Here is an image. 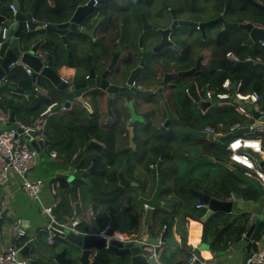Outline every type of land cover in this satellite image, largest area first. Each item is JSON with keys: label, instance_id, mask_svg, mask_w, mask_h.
<instances>
[{"label": "flooded vegetation", "instance_id": "af4514ba", "mask_svg": "<svg viewBox=\"0 0 264 264\" xmlns=\"http://www.w3.org/2000/svg\"><path fill=\"white\" fill-rule=\"evenodd\" d=\"M88 1L39 0L37 5H42L48 13L50 7L58 10L63 8L74 10L75 2L78 5H86ZM238 1L233 0L235 10L240 8ZM11 2V0H0V8ZM20 2L22 4L23 1ZM226 10V4L221 0H92L89 8L85 10L88 13L81 18V26L86 29L89 37L79 34L78 31L67 32L64 36L68 48H65L60 39L59 42L52 39L44 42L53 51L55 48L66 51L68 55L66 60L74 63L72 68H67L68 74L76 73L75 70L81 67V72L78 74L80 82L91 80V76H104L107 82L108 93L95 88L86 89L72 100L85 101L91 112L98 107L97 101L104 102L101 104L102 108L105 106L101 118L96 120L91 112L78 104L76 113H80L79 118H71L69 115L73 112H68L69 118L63 122L64 127L59 129L63 133H69L68 140L63 137L55 138L65 140L63 144L66 150L63 151L60 144L55 145V148L58 151L57 159L68 158L69 151L77 144L78 140L70 141L74 137L72 135L74 131L65 124L72 119L76 120L77 131L84 135V141L85 136L95 139L91 138V135L111 141V147H107L103 142L95 139L109 149V154L94 152L96 156L101 157L102 163L107 168L100 186H104L103 190L107 194L99 196L100 200L121 202L117 207L111 206L109 209L111 215L116 208V213L132 214L131 211H126L129 209V204L123 199L124 196L131 194V190L121 188L117 178L123 160L127 161L124 174L128 178L132 177L129 158L134 156L140 162L139 176H135L140 185L147 177L156 175L158 162L164 168L168 162L172 164L178 161L172 147L176 146L179 134L188 135L184 133V128L188 126L179 124L178 106L183 109V102L191 101L188 93L193 85L192 79L210 63L211 37L215 39L217 35L223 33L222 19H228ZM212 20H214V29L211 34V27L205 24ZM84 51L91 55L90 64L79 60ZM85 58L87 59V55ZM70 77V75L63 76L66 83L71 81ZM182 88L184 92H181ZM43 93L44 90H40L39 94L43 95ZM61 96L62 93L54 106H59L67 100L65 96ZM106 101H132V113L130 108L124 106L118 108L112 103L111 115H109ZM189 107L186 110H189ZM51 113L52 111L50 115ZM131 134L134 150L130 147ZM166 138H169L170 150L159 148L158 155L155 156L150 151L152 141L158 140L159 143L163 142L161 139ZM85 145H87L86 141ZM84 146L78 148L69 157L67 161L69 167L80 169L79 165L86 158V153L92 151L87 148L83 151ZM191 149L184 156L191 154ZM152 155L155 157L154 162H151ZM113 168L116 172L111 178L110 173ZM60 176L63 175H57L59 181ZM96 177H98L97 172L92 174L90 179L93 185L99 186L94 182ZM79 183L83 182L79 181ZM141 209H144L142 205ZM79 231L83 232L82 229ZM46 250V253H62L61 258L65 264H80L77 259L83 251L60 238L48 242ZM46 253L33 252L30 258L36 259L38 264L39 262L55 264ZM106 255L105 249L92 251L89 254L88 264H120L119 260H114V257L108 260Z\"/></svg>", "mask_w": 264, "mask_h": 264}, {"label": "water", "instance_id": "95a60500", "mask_svg": "<svg viewBox=\"0 0 264 264\" xmlns=\"http://www.w3.org/2000/svg\"><path fill=\"white\" fill-rule=\"evenodd\" d=\"M11 1L15 12L11 11L9 14L0 12V33L2 29L6 30L5 38H0V88L8 87L13 92L11 99L17 102V105L13 106L11 104L13 101H6L9 107V128L18 133H22V129L17 125L16 114L17 112L19 114L20 108L28 106L27 101L23 99L24 96L31 99V103L33 104H35L39 98L53 100L51 103V105H53L51 109L52 113L49 117L53 115L51 120L56 121L55 127L63 124V122L69 118L67 117L68 112H73L69 115L71 118H79L80 113H76L78 112V104L84 109H87L88 112H91L89 105L85 101L72 100L77 98L86 89L95 88L104 93H108L109 90L104 76H91V80L80 82L78 80L79 70H75L76 73H67V68H72L71 66L74 64L73 62L62 60L58 57L54 61V64L49 62L45 63L39 55V48L48 39L55 41H59L60 39L61 43L65 45V48H68L65 43L66 40L64 36L67 32L78 31L79 34L89 37L86 33V29H83V26H81V18L82 16H86L88 13L87 11L85 12V10H87V7L89 8L92 0H89L86 5H78L75 2L74 10H70L68 8L58 10L53 8L55 9V13H50L52 16L50 22H44L43 20L35 18L36 13L41 14L44 18L47 14L46 9L42 5H37L39 0H30L31 3L29 2L27 8L24 7V4H21L20 0ZM248 1L257 9L264 12L263 4L257 2L256 0ZM222 22L223 32L226 27H239L244 30L247 33V39L244 41V44L253 45L258 41L264 40V22L259 23L258 25L251 21L239 23L228 19H222ZM205 25L214 27V20L206 23ZM211 29L213 32L214 28ZM90 59L91 55H87L88 64H90ZM112 64L113 63H111L110 66H112ZM235 66H255L258 69L264 70L263 62L253 61L251 59L236 61ZM24 68L30 69L31 73L29 75L23 74ZM64 68L65 70H63V74H60L58 69L62 70ZM65 73H67V76L70 75V78H72L68 83H66L63 78ZM40 90H44L43 95L39 94ZM60 93H62V96H65L67 100L59 106H54V104H56V102L60 99ZM199 99V96L196 97V101L199 103L202 110H208L214 106V103H216V99H213L212 102L207 100L201 101ZM106 102V108L109 115H111L112 103L118 108H122V106L127 109L130 108L132 113V101ZM234 102L238 104L241 103L235 99ZM97 105L98 107H96V109L91 113L96 120H99L101 118L103 108L100 107L101 103H98V101ZM252 114L256 119L260 116L259 113L255 111H253ZM97 124H99V122H97ZM262 124L264 125V123L256 121L254 126H260ZM49 131L48 134L45 131L43 134L38 131H32L28 134L22 135L24 142L30 147V149L36 152V161L41 160L42 162H47L48 159L43 155L45 147L51 148L54 145L63 144L65 141L64 139H55L50 137L55 133V129L52 128L49 129ZM246 131H248L247 127L235 130L233 133H228L226 135H214L209 134L206 131H198L189 127L184 128V133L188 135L193 137H208L221 145H225L233 136L242 134ZM85 141L87 142V145L82 148L83 151H85L86 148L92 150L86 153V158H89V165L85 168H80L79 170L68 166L70 171L65 173V179L70 185L72 199L75 203V215L79 214V205L77 201V186L79 181H82L88 187H94L90 179L92 174L97 172L98 177L95 178L94 182L98 183L103 181L102 179L104 178L107 170L105 164L101 161V157L96 156L94 152L101 151L107 155L109 154V149L99 141L89 139L88 136H85ZM130 147L133 150L135 149L132 134L130 136ZM126 162V160H123L121 169L117 174L119 186L129 190L137 188V193L143 195L138 196L137 201L139 205H142L145 209L144 218L145 225L147 226L149 225L148 223L151 213H154L158 208H172V205L165 202L161 197V194L164 191L162 178L165 170L161 166V163L158 162L156 167V186L151 195L147 197L145 195L148 193L149 188L147 179L140 185L136 181H132L130 178L126 177L124 174ZM193 162L196 166L207 165L211 164L213 159L209 157H201L197 160H193ZM128 164L131 168L141 169L140 162H138L134 156L129 158ZM59 174L63 175V173ZM130 192L131 194H135V192ZM189 192L196 198L199 204H202L206 208L205 214L200 219L202 223L215 212L231 213L233 210L232 201L217 200L193 188H190ZM263 219L264 216L257 214L251 218L249 227L243 237V241L245 242L243 247L244 252H248L251 248L250 237L252 234L256 235L259 232L264 234ZM48 230L51 239L60 238L68 244L83 250L77 259L80 264L89 263L90 252H98L104 249L106 250V258L108 260L114 257V260H119L120 264H165L163 262L164 257L169 256L173 250L181 248V244L177 242L173 234L167 236L165 232H162L160 236L157 237L155 236L156 234L154 235L153 228H147V231L144 234L138 233L135 236H132L135 240L129 242H120L116 239L106 240L102 236L90 233L77 234L71 231L67 232L53 226L49 227ZM32 245L33 244L30 243L24 246L21 249V254L25 256L33 250ZM146 247H153V252L147 250ZM199 249L210 250L206 243H202ZM35 253L37 252L35 251ZM156 253H159L160 255L156 256ZM46 254H48V258H52L53 263L65 264L61 258L62 253L53 252ZM194 254L199 256L198 250H194ZM29 264H38V261L36 259H30Z\"/></svg>", "mask_w": 264, "mask_h": 264}, {"label": "trees", "instance_id": "16d2710c", "mask_svg": "<svg viewBox=\"0 0 264 264\" xmlns=\"http://www.w3.org/2000/svg\"><path fill=\"white\" fill-rule=\"evenodd\" d=\"M226 4V17L230 20L237 21L239 23H245L247 21L255 22L257 25L264 22V12L254 7L248 0H239L240 8L234 9L233 0H221ZM257 2L264 4V0H256ZM8 3L6 6L0 8V12L4 14H9L11 10L9 9ZM250 4V7H246ZM241 14L239 15V13ZM35 18L39 20H45V18L39 14H35ZM214 28V27H211ZM246 32L239 27H226L225 31L214 39L213 47V57H212V68L208 70L206 67L199 75H196L192 79V83L196 82L200 88L205 92L206 90H213L215 93L224 91L222 84L228 79L231 82L241 81V87L239 92L241 93H251L253 91L258 92L261 96L264 95V76L263 72L256 68L255 66H235V62L231 61L226 57L228 52H232L236 55L238 60L251 59L257 61L258 59L264 62V47L259 45H252L247 47L244 44L246 40ZM1 38V33H0ZM250 49V50H248ZM66 60V59H64ZM29 87V86H28ZM184 92V88L181 89ZM229 92L233 94V90L230 89ZM53 100H47L39 98L38 101L27 107H22L19 109V120L30 125L33 120L41 112H43L49 105H51ZM3 107H7L6 101H0ZM190 106V107H189ZM194 103L191 101L183 102V109L178 106V117L179 124L183 123L191 129L198 131L204 130L206 127H212L215 131L220 132L222 130L228 129L231 125L236 122L242 124L247 123L238 113H236L232 108H217L215 107L206 111L205 114H201L196 108ZM261 108L264 109V103H261ZM189 107V110H186ZM32 118V120H29ZM76 120L72 119V127L70 129L74 131V137L70 141H77V144L72 150L69 151V156L76 152L78 148L84 146V135L77 131ZM68 125V123H65ZM218 125H221L217 128ZM75 126L77 128H75ZM69 128V127H68ZM75 128V129H74ZM47 132V131H46ZM48 134V132H47ZM69 133H63L62 131L55 132L52 138H65L68 140ZM191 137L193 139L189 140ZM91 138H95L103 142L107 147H111V141L103 139L97 135H91ZM264 139V136H263ZM163 142L158 140H153L151 143V152L157 156L158 149L163 148L165 151H169V138L161 139ZM222 146V145H221ZM192 148V149H191ZM219 143L215 142L209 138L202 137H192L190 135L177 137V143L175 147H172L173 151L177 155V159L181 156L186 161V166L183 168V172H178L179 163L172 162L167 166H164L165 175L163 176V184L168 183L169 186L164 187L163 196L168 198L164 201L172 204V208H158L151 217L153 222L158 216H164L168 221H171V217L176 218L178 223L183 226L186 217H191L200 220L205 214L204 208H197V200L189 192L190 188L209 195L211 198L228 201L230 200V195L239 197V203L242 201H260L261 191L264 189L253 181L247 179L243 172L244 169L239 165L233 167V169L226 163L227 152H221ZM191 149V154L184 156V154ZM194 149V152L192 153ZM196 155L195 157H193ZM153 156V155H152ZM201 157H209L213 159L211 164L207 165V171L204 173H195L196 165L193 160H197ZM155 161L153 156L151 162ZM235 164V163H234ZM89 165V158H86L80 165V168H85ZM237 165V164H235ZM116 169H112L110 177H114ZM60 179V204L55 209L54 213L58 220H61L64 216L74 217L75 210L70 205V199L72 196L70 185L66 182L65 176L58 177ZM113 180V179H112ZM98 185H94V189H90L87 192H96V196H106V192L103 189H99L102 182H98ZM262 188V189H261ZM133 189L135 194H130L124 196L129 203V209L126 211H133V215L126 216V214L116 213L114 210L113 215L108 217L106 215L107 208H111L109 201L104 200L105 207L100 209L98 217L93 220V228L102 229L109 222L108 231L111 233L113 231H119L120 233H126L128 235L138 234L140 229V223L142 222V210L138 209L139 205L137 197L142 194L137 193V190ZM152 191L148 190L145 194L149 196ZM92 195V194H91ZM86 193L82 191L81 198L85 200ZM93 196V198H92ZM91 196V199L95 198V194ZM143 196V195H142ZM119 202V201H118ZM116 203V202H115ZM237 205V203H234ZM114 205V204H113ZM112 205V206H113ZM108 206V207H106ZM115 206H119L118 203ZM141 206V205H140ZM96 210L99 208L96 204L93 206ZM113 208V207H112ZM251 216L245 212L231 213L225 212H215L210 215L203 222V243L209 246V249L215 253H221L228 249L231 245L230 243L238 242L243 239V234L247 231L249 224L251 222ZM63 220V219H62ZM172 222V221H171ZM150 228L156 230L155 234L158 235L156 225L149 224ZM79 229L84 231L86 228L84 226H78ZM183 230V227L181 228ZM44 233H47L44 231ZM42 233L39 232V236ZM25 239H23L24 241ZM22 240L18 241L19 244ZM185 242V235L182 234V243ZM189 248L186 246L180 249H175L169 256H165L163 262L165 264H184L189 258ZM40 264V262H39ZM42 264V263H41Z\"/></svg>", "mask_w": 264, "mask_h": 264}, {"label": "built area", "instance_id": "2783aa9c", "mask_svg": "<svg viewBox=\"0 0 264 264\" xmlns=\"http://www.w3.org/2000/svg\"><path fill=\"white\" fill-rule=\"evenodd\" d=\"M12 12H15L13 5H9ZM6 30L2 29L1 38H5ZM264 46V40L261 42ZM45 63L48 62L49 53L42 52L39 54ZM226 57L231 61H237V58L230 52ZM31 70L26 68V74H30ZM264 74V71H263ZM239 82V81H238ZM231 82L226 79L222 87L224 91L215 93L213 90L206 91L204 98L199 100L213 101L216 99L217 106H232L233 109L248 123L246 125L236 122L227 129L228 133H233L235 130L247 127L248 131L233 136L226 144L227 150L230 152L228 158L231 162L241 166L244 169V176L264 188V126H254V122L262 120L264 122V109L259 104L260 100L264 98L258 92L251 93L239 92L240 83ZM234 85V86H232ZM234 87V88H233ZM233 90V94L229 90ZM198 94V93H197ZM199 95V94H198ZM200 97V96H199ZM235 100L240 101L238 104ZM246 103L249 109H245L243 104ZM53 105H49L43 112H41L30 125H23L17 123L22 129V133H18L12 129L0 128V190L2 191L0 199V219L5 216L9 210L10 194L3 191V188L10 182L11 176L16 175L20 179V188L23 193L32 200L39 203L41 214L48 219L47 231L49 227L53 226L60 230L71 231L74 233H81L78 226H84L88 233L104 237L106 240L116 239L120 242H129L135 239L130 236L117 231L109 232V222L104 228L95 232L90 227V221L98 217V212L89 208L86 212L72 218L58 220L54 211L60 204V181L57 177L53 178L49 183L41 178H33L29 175V171L35 164L36 152L24 142L22 135L28 134L32 131H38L41 134L45 129L47 117L49 116ZM251 108V110H250ZM258 112L259 118H254L252 112ZM251 120V123H250ZM8 124V113L0 105V126ZM206 132L214 133L212 128H206ZM264 136V135H263ZM51 158H57V153L49 152ZM47 195L48 201L44 200L43 194ZM233 204L238 203L234 195H230V200ZM197 208L204 207L202 204L196 205ZM106 215L111 216V211L107 210ZM10 233L8 241L2 246L0 251V264H29L24 256L21 254V249L32 243L37 242V234L27 237V233L20 220L13 219L9 223ZM186 241L185 246L189 249V258L185 264H224L219 263L215 258L219 255L211 250L199 249L203 243V223L191 217H186ZM264 228V219H263ZM93 231V232H92ZM259 236V238H258ZM3 238V233L0 232V242ZM25 239V241H23ZM22 240L19 244L18 241ZM251 248L245 253L244 260L241 263L234 264H264V234L262 232L256 235H251ZM52 242L51 239L48 240ZM159 244V242H158ZM154 247V246H153ZM153 247H146L147 250L153 252ZM194 250H198L199 256L194 254ZM207 253V255H204ZM156 253V256H159ZM220 256V255H219ZM231 264V263H230Z\"/></svg>", "mask_w": 264, "mask_h": 264}, {"label": "crops", "instance_id": "0c3cea01", "mask_svg": "<svg viewBox=\"0 0 264 264\" xmlns=\"http://www.w3.org/2000/svg\"><path fill=\"white\" fill-rule=\"evenodd\" d=\"M29 2H30V0H23V2H22V4H24V7L25 8H27L28 7V5H29ZM264 5V4H263ZM254 6V5H253ZM246 7H250V4H247L246 5ZM255 7V6H254ZM10 9V8H9ZM50 9H51V7H50ZM11 10V9H10ZM12 11V10H11ZM47 12V11H46ZM45 20H44V22H50L51 21V19H52V16L50 15V13L48 12L47 14H46V16H45ZM211 34H212V31H211ZM246 35H247V33H246ZM246 39H247V36H246ZM59 42V41H58ZM261 42L262 41H258V42H256V43H254L253 45H259V46H261V47H264V46H262L261 45ZM245 45H247V44H245ZM249 46H252V45H247V47H249ZM213 47H214V39H212V37H211V44H210V50H209V57H210V59H212V57H213V54H214V52H213ZM56 50V51H55ZM55 50L53 51V49L50 47V46H48L47 44L45 45V43H43L41 46H40V48H39V53H42V52H47V53H49V58H48V62L49 63H52V64H54L55 62V60L59 57V58H61L62 60H64V59H68V55H67V53H66V51L64 50V49H61V50H57L56 48H55ZM248 50H250V49H248ZM212 52V53H211ZM232 55H234L235 57H236V55L234 54V53H232V52H230ZM54 55H56V56H54ZM86 55H88V53H87V51H84L82 54H81V56L79 57V60H80V62H83V63H85V62H88V60L85 58V56ZM228 58V57H227ZM237 58V57H236ZM228 59H230V58H228ZM91 60V59H90ZM231 60V59H230ZM237 61H239L238 60V58H237ZM257 61H259V62H262L261 60H257ZM47 62V63H48ZM236 62V61H235ZM264 63V62H263ZM257 68V67H256ZM262 72L264 71V70H262V69H260ZM23 74H25V75H28V74H26V68H24L23 69ZM263 76H264V74H263ZM238 83H240V84H242L241 83V81H239ZM240 87H241V85H240ZM240 87H239V89H240ZM234 88V87H233ZM206 91H208V90H206ZM206 91L204 92L203 90H202V88H200L199 86H198V84L196 83V82H194L193 83V85H192V87H191V91H190V93H188V97H189V99L191 100V102L192 103H194L196 106H197V109L200 111V113L201 114H205L206 113V111H208V110H202V108H201V106L199 105V103L196 101V97H198V96H200V98L202 99V97L204 98V94H206ZM199 95H198V94ZM200 93H202V94H200ZM12 95H13V92L8 88V87H2V88H0V101H13L11 98H12ZM264 96V95H263ZM23 99L25 100V101H27V103H28V105L30 104V105H32L31 104V99H29L27 96H24L23 97ZM203 101H204V99H203ZM261 102H260V104H259V106L261 105V103H264V98H262L261 100H260ZM104 103V102H103ZM102 103V104H103ZM13 106L14 105H17V102H15V101H13L12 103H11ZM0 105H1V103H0ZM3 105V104H2ZM1 105V106H2ZM6 105H7V103H6ZM7 107H8V105H7ZM101 108H102V106H100ZM105 107V106H104ZM104 107H103V109H104ZM213 107H215V104H214V106ZM212 107V108H213ZM218 107V106H217ZM261 107V106H260ZM2 108L8 113V117H9V107L8 108H6V107H3L2 106ZM218 108H222V107H218ZM226 108H229V107H226ZM211 109V108H210ZM263 109V108H262ZM234 110V109H233ZM235 111V110H234ZM236 112V111H235ZM237 113V112H236ZM50 115V114H49ZM53 116V115H52ZM52 116H50V117H48V120H47V123H46V126H45V129L43 130V132L45 131H47L48 132V130L49 129H55V132H57V130L59 131V129L60 128H63L64 126H63V124H60V125H57L56 127H55V125H56V121L55 120H51V117ZM37 117V116H36ZM16 120H17V123H21V124H23V125H26V124H24V123H22L20 120H19V114H18V112H17V114H16ZM29 120H32V118H30ZM257 121H259V122H262V123H264L262 120H257ZM256 122V121H255ZM254 122V123H255ZM247 123H248V121H247ZM250 123H251V120H250ZM244 125H246V123L244 124ZM68 126H70V127H72V124H71V121L70 122H68ZM221 125H218L217 126V128L218 127H220ZM260 126H264L263 124L262 125H260ZM55 127V128H54ZM246 127V126H245ZM245 127H243V128H245ZM257 127V126H256ZM259 127V126H258ZM0 128H5V129H9V126H8V124H6L5 126H0ZM75 128H77L76 126H75ZM74 128V129H75ZM206 128H212V127H206ZM206 128L204 129V130H202V131H206ZM213 130H214V128H212ZM78 130V129H77ZM43 134V133H42ZM211 134H214V135H226L227 134V129L226 130H222V131H220V132H217V131H215L214 130V133H211ZM264 135V134H263ZM263 135H262V138H263ZM193 137V136H192ZM45 149H47V147H45ZM44 149V150H45ZM51 150H48V151H54V152H58V151H56L57 149L56 148H50ZM56 149V150H55ZM227 150V149H226ZM50 157V156H49ZM182 157V156H181ZM51 158V157H50ZM58 158V157H57ZM57 158H51V159H53L54 161L53 162H50V163H48V165H45V164H41V160L40 161H36V159H35V164L32 166V168L30 169V171H29V175L31 176V177H33V178H41V177H38V176H32L31 175V173L30 172H32V171H34L35 169H37L38 167H39V169H43L44 168V170H42L40 173H42V174H44V173H46L47 175L45 176V179L44 178H41V179H44L45 181H47L48 183L50 182V181H52V179L53 178H55V177H57V175L59 174V173H63V176H65V173H67V172H69L70 170L68 169V163H67V161H62L61 159H57ZM57 160H59V162H57ZM184 160V159H183ZM178 162V161H177ZM184 163L186 164V161L184 160ZM60 165L62 166V165H64V167H60ZM185 165H183V167H184ZM65 169H67V170H65ZM165 170V169H164ZM178 172L180 173H182L183 172V169L180 167V165H179V167H178ZM139 173H140V170L139 169H134V168H131L130 167V174L132 175V177H130V179L132 180V181H136L137 182V180L135 179V176L137 177V176H139ZM55 174V175H54ZM62 175V174H61ZM164 175H165V173H164ZM163 175V176H164ZM163 179V178H162ZM101 182H103V181H101ZM163 183V182H162ZM147 184H148V190L150 191H152L153 192V190H154V188H155V186H156V175L155 176H149L148 178H147ZM170 184H168V183H165V184H163V186L165 187V186H169ZM88 187V186H87ZM93 187H88L87 188V191L88 190H90V189H92ZM104 188V186L103 187H100L99 189H103ZM94 189V188H93ZM133 189H135V188H133ZM3 191H5V192H7V193H9L10 194V203H9V210H8V212L5 214V216L3 217V218H1L0 219V232L1 233H3V238H2V240H1V242H0V251H1V248H2V246L3 245H5V243L8 241V235H9V233H10V225H9V223L11 222V220H13V219H17V220H20V222H21V224L23 225V227L25 228V230H26V233H27V237H31L32 235H34V234H37V243L35 244H33L32 245V247L34 248V246H36V245H38L39 244V232L40 233H44V231L45 232H47L46 234H47V239L49 240V239H51L50 238V233H49V230L47 231L45 228L47 227V224H48V221L47 222H45L44 224L42 223V221L44 220V219H47L43 214H41V211H40V206H39V203L37 202V201H35V200H32V199H30L29 197H27L24 193H23V191L21 190V188H20V179L16 176V175H12L11 176V180H10V182L3 188ZM83 191V190H82ZM87 191H85V193H86V196H85V200L86 201H88L89 199H91V195L87 192ZM131 191L133 192V190L131 189ZM136 191V190H135ZM81 192V191H80ZM1 194H2V191L0 190V199H1ZM81 194H82V192L79 194L78 193V205H79V214L78 215H80V214H82V213H84V212H86L87 211V209H89V208H93V209H95L96 210V208H94L93 206H94V204H98V203H91V204H88V203H85V201L80 197L81 196ZM151 195V194H150ZM149 195V196H150ZM162 196V198H164L165 200H168V198H165L164 196H163V192H162V194H161ZM43 198H44V200H46V201H48V198H47V195L44 193L43 194ZM89 198V199H88ZM163 199V200H164ZM124 201L125 202H127L128 203V201L126 200V199H124ZM229 201V200H228ZM110 203H108V204H111V206L114 204H116V203H118L119 205L121 204V202L119 201H115V200H111V201H109ZM116 202V203H115ZM70 205L74 208V210H75V214H76V209H75V203H74V201H73V199H72V196H71V199H70ZM103 203V202H102ZM129 204V203H128ZM171 204V203H170ZM199 203L197 202V204L196 205H198ZM263 204H264V202H263ZM122 205H124V204H122ZM172 205V204H171ZM240 205V203L238 202V206ZM110 206V207H111ZM105 207V206H104ZM104 207H102L101 205L99 206V208L97 209V211L99 212V210L100 209H103ZM106 207H108V206H106ZM137 207H138V209H140V210H142L141 209V206L140 205H137ZM233 207H234V204H233ZM202 208H204L205 209V211H206V208L205 207H202ZM110 208L108 207L107 208V210H109ZM166 209H171V208H166ZM106 210V211H107ZM131 213L132 214H130V215H128V214H126V216H131V215H133V211H131ZM74 214V217H76V216H78V215H75ZM144 216H145V212H144V209L142 210V222L140 223V226H139V229H140V231H139V233L140 234H144L146 231H147V228H150V226H146L145 225V218H144ZM153 216V213H151V215H150V218H149V223L148 224H152V225H156V228H157V231H158V235H155V232H156V230H153L154 231V235L155 236H157V237H159L160 236V234L162 233V232H165V234H167V236H170V235H174L175 236V239L177 240V242H179L180 244H181V247H183V246H185V242H183L182 243V234H184L185 235V241H186V225H185V221H184V224H183V226H181L179 223H178V221H177V219L176 218H170L171 219V221H168V220H166L165 218H164V216H158L156 219H155V222H153V220H152V217ZM262 216H264V215H262ZM67 218H72L71 216H64L63 218H61V220L63 219H67ZM48 220V219H47ZM91 222V221H90ZM90 227L95 231V232H97V231H99L100 229H95V228H93V223H90ZM183 227V230L181 229ZM93 232V231H92ZM117 232H119V231H117ZM81 233H88V231H87V229H85L83 232H81ZM126 234V233H125ZM126 235H128V234H126ZM136 234H133V235H129L131 238H134V237H132V236H135ZM52 240V239H51ZM25 241V240H24ZM32 248V249H33ZM180 249V248H179ZM245 253L246 252H244V250L242 249V250H239V252H237V253H233L232 252V246L230 245L229 247H228V249L226 250V251H224V252H221V253H217V254H219L216 258H215V260L217 261V262H219V263H224V264H234V263H241L243 260H244V257H245ZM24 256V255H23ZM25 257V256H24ZM51 260H52V258H51ZM185 264V263H184Z\"/></svg>", "mask_w": 264, "mask_h": 264}, {"label": "rangeland", "instance_id": "374dc122", "mask_svg": "<svg viewBox=\"0 0 264 264\" xmlns=\"http://www.w3.org/2000/svg\"><path fill=\"white\" fill-rule=\"evenodd\" d=\"M200 3H202V2H200ZM55 8V7H54ZM49 13H52V14H54L55 13V9H53V8H51V9H49ZM239 13V12H238ZM241 14V12L239 13V15ZM212 53V52H211ZM211 57V56H210ZM209 57V58H210ZM211 68H212V60L210 59V63L208 64V70H211ZM63 70H65V68L64 69H62V70H60V69H58V72L60 73V74H63ZM81 72V67H80V69H79V73ZM21 73H22V71H21ZM24 73V72H23ZM67 73H65L64 74V76L66 75ZM147 102H151V101H147ZM98 103H101L102 104V102L101 101H98ZM107 103V102H106ZM105 103V104H106ZM151 103H153V102H151ZM104 104V103H103ZM196 106V105H195ZM194 106V107H195ZM218 107H220V106H218ZM217 107V105H215V109H217L218 108ZM222 107H229V108H232L233 109V107L232 106H222ZM243 107L245 108V109H249V107L250 106H248L246 103H244L243 104ZM196 108H197V106H196ZM79 109H80V107H79ZM250 110H251V108H250ZM49 117V116H48ZM48 117H47V120H48ZM189 140H192L193 141V139L191 138V137H189L188 138ZM220 145V150H221V152L223 151L224 153L225 152H227V160H226V163L233 169V167H236V166H238V165H235L233 162H231L230 160H229V158H228V155H229V151L228 150H226L227 149V147L225 146V145H222L221 146V144H219ZM60 147H61V149L63 150V151H65L66 150V146L64 145V144H60ZM51 148H55V145L53 146V147H51ZM48 150H51L50 148H47V149H45V151H43V155H44V157H46L47 159H48V161L47 162H41V164H45V165H48V163H50V162H53L54 160L53 159H51L50 157H49V152L50 151H48ZM56 150V149H55ZM57 151V150H56ZM194 152V149H193V151H192V153ZM196 155H194L193 157H195ZM69 154H68V158H66V157H62L61 158V160L64 162V161H68V159H69ZM57 162H59V160H57ZM178 163H179V165H180V167L183 169L184 167H183V165H185V163H184V160H183V158L182 157H179L178 158ZM208 165V164H207ZM207 165H199V166H196V168H195V172H193V174H195V173H204V172H206L208 169H207ZM165 166H167V165H165ZM186 166V165H185ZM60 167L62 168V167H64V165H60ZM240 167V166H239ZM42 170H44V168L43 169H39V167L37 168V169H35L34 171H32V172H30L31 173V175L32 176H38V177H41V178H44L45 179V176L47 175L46 173H44V174H42V173H40ZM55 175V174H54ZM148 178V177H147ZM138 179H139V177H138ZM137 181H139V180H137ZM146 181V180H145ZM87 185L86 184H84V183H79L78 184V186H77V192L80 194L81 192H82V190L83 191H87ZM135 189H137V188H135ZM262 189V188H261ZM81 191V192H80ZM91 194L92 195H94L95 194V198L94 199H89L88 201H87V203L88 204H91V203H98V204H96L98 207L101 205L102 207H104L105 206V204H103L102 202H100V197L99 196H96V192H91ZM90 194V195H91ZM91 195V196H92ZM236 197V196H235ZM92 198H93V196H92ZM261 199H260V201H242V203L238 206V203H237V205H235L234 204V207H233V212L234 213H238V212H245L246 214H248V215H250L251 217H253L254 215H264V204H263V202H264V189L261 191V197H260ZM239 199V197H236V200H238ZM48 220L47 219H44L43 221H42V223L44 224L45 222H47ZM94 221L93 220H91V222L90 223H93ZM245 236V234H243V237ZM258 238H259V236H258ZM231 244V246H232V252L233 253H237V252H239V250H242L243 249V247H244V245H245V242L243 241V239L241 240V241H238V242H233V243H230ZM48 248V239H47V234L46 233H42L40 236H39V244L38 245H36V246H34V248H33V250H31L29 253H27L26 255H25V259L27 260V261H29L31 258H30V256H31V254H32V252H34L35 253V251L36 252H41L42 254H45L46 252H47V249Z\"/></svg>", "mask_w": 264, "mask_h": 264}, {"label": "bare ground", "instance_id": "6f19581e", "mask_svg": "<svg viewBox=\"0 0 264 264\" xmlns=\"http://www.w3.org/2000/svg\"><path fill=\"white\" fill-rule=\"evenodd\" d=\"M204 255H207V253H204Z\"/></svg>", "mask_w": 264, "mask_h": 264}, {"label": "clouds", "instance_id": "9594fccd", "mask_svg": "<svg viewBox=\"0 0 264 264\" xmlns=\"http://www.w3.org/2000/svg\"><path fill=\"white\" fill-rule=\"evenodd\" d=\"M125 234V233H124Z\"/></svg>", "mask_w": 264, "mask_h": 264}]
</instances>
